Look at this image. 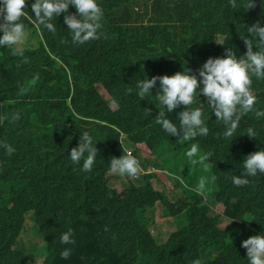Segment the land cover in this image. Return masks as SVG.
Returning a JSON list of instances; mask_svg holds the SVG:
<instances>
[{"label": "trees", "instance_id": "16d2710c", "mask_svg": "<svg viewBox=\"0 0 264 264\" xmlns=\"http://www.w3.org/2000/svg\"><path fill=\"white\" fill-rule=\"evenodd\" d=\"M30 2L25 0L27 15L20 17L27 39L17 45L27 59L0 46V141L15 149L7 154L0 147V264H36L17 247L30 210L45 245L40 264H246L241 241L264 229V174L248 177L240 187L230 177L243 172L244 156L264 147V118L244 114L234 137L225 139L203 95L188 106L200 107L207 117V136L194 139L202 153H211L217 189L210 198L215 209L222 206L220 215L210 216L213 208L200 196L170 202L150 185L154 172L131 178L138 185L129 180L115 189L106 172L110 150L121 148V133L152 155L179 141L154 122L160 107L155 87L139 100L126 89L184 66L195 73L207 57L223 56L226 47L242 55L244 30L257 21L264 25V0H252L247 9L248 0H237L236 9L228 0H98L104 12L99 35L84 44L71 41L63 14L52 21L55 32L34 26ZM96 83L109 100L97 93ZM250 90L255 107L264 109V79L252 77ZM183 107L166 113L170 122H178L176 112ZM250 126L256 138L245 134ZM83 131L97 148L88 172L67 156ZM133 156L141 167L147 162ZM188 174L191 181L196 176ZM157 204L178 223L165 240L158 229L150 232L154 222L145 225L138 215ZM69 228L73 243L61 244L59 235ZM64 248L71 249L67 259L59 255Z\"/></svg>", "mask_w": 264, "mask_h": 264}, {"label": "clouds", "instance_id": "9594fccd", "mask_svg": "<svg viewBox=\"0 0 264 264\" xmlns=\"http://www.w3.org/2000/svg\"><path fill=\"white\" fill-rule=\"evenodd\" d=\"M251 2L252 0H248L246 9ZM260 2L262 4V0ZM228 5L236 9L237 0H228ZM69 6L75 10L74 13L67 11ZM24 8L25 0H0V46L9 47L12 55L26 60L24 49L17 47V45L24 44L27 39L25 25L20 22V17L27 15ZM30 9L32 17L29 19L32 24L36 27L43 26L49 32L56 30L53 19L63 14V23L70 32L71 41L75 44H84L89 40L97 39L98 29L101 27L104 15L98 0H31ZM244 31L247 35L240 37L243 40L245 51L240 56H237L231 47H226L223 56L207 57L195 73L184 66L172 75H153L151 78L138 79L134 87L126 89L127 93L134 94L139 100L147 97L150 89L156 88V94L152 96L160 107L155 106L158 109L157 115L153 117L155 124L159 125L168 136L178 135V140L183 141L194 140L183 154L185 163L189 167L202 165L205 170L208 167L211 170L209 166L211 153H201L199 144L194 139L198 136H207L209 131L205 123L207 117L202 116L201 108L188 107L193 103L194 97L198 99V95H203L211 114L223 126L220 135L225 139L234 137L244 114L251 112L257 119L264 118V109L255 107L257 97L250 90L252 77L257 80L264 79V25L257 21ZM97 85H100L102 89L103 85L95 84V89L99 94ZM104 92L106 93L105 90ZM111 102L117 103L115 99ZM180 105L184 107L176 112L178 122H170L166 113H172ZM144 111L148 115L150 110L144 108ZM11 119H17V115L13 114ZM245 134L249 138L257 136L251 126L245 129ZM118 142L121 148L119 150L115 148L109 152L111 159L108 172H106L109 178L108 183L111 180L110 177L129 182L123 176L135 179L140 171L142 177L145 173L148 174L133 155L139 158L144 156L143 160L152 154L145 155L136 144L129 141L124 133L120 134ZM95 143L88 131L80 132L76 146L67 154L73 164L80 165L82 172L92 170L97 152ZM0 147L7 154L15 151L11 144L4 141H0ZM143 161L150 163L152 160ZM242 168L243 172L240 175L230 177L231 183L238 187L247 185L248 177H255L258 173L264 174V147L257 148L256 151L244 156ZM131 182L138 185L135 181ZM208 182V178L203 175L199 178L195 188L197 194L205 193ZM71 232L69 228L59 235L61 244L73 243ZM241 247L246 250V264H264V229L260 234L250 235L243 239ZM70 252L71 249L64 248L59 255L67 259ZM193 264H199V261H194Z\"/></svg>", "mask_w": 264, "mask_h": 264}, {"label": "rangeland", "instance_id": "374dc122", "mask_svg": "<svg viewBox=\"0 0 264 264\" xmlns=\"http://www.w3.org/2000/svg\"><path fill=\"white\" fill-rule=\"evenodd\" d=\"M30 43H35L33 39L30 38ZM97 89L99 94L108 100L107 94L104 92V90L101 88L100 85H97ZM194 142L193 139H190L189 141H183L179 140L177 142V145L170 146L166 144L162 150L155 151L154 155L148 156L149 158L143 159V160H152L147 161L144 163L143 168L147 173L154 172L156 177L150 182H152V185L156 190L162 192L166 197H168L169 201L174 203L181 197H191V196H200L204 198L207 202V204L213 208L210 216L213 215H220L222 212V206L218 205L215 209V205L212 202V199L210 198V192L216 190V184L215 179L212 175V171L209 169L205 170L202 165H198L195 167H189L185 163V157L184 152L187 150L188 147H190L191 143ZM200 148V147H199ZM165 150V151H164ZM161 151H164V153H161ZM201 151V150H200ZM202 153V152H201ZM145 155H148L149 153H144ZM144 156H141L140 161H143L142 158ZM165 161L170 162V170L167 166H165ZM185 171H184V166ZM210 166V165H209ZM172 171V172H171ZM188 172H194L196 176L191 181L188 179ZM141 173V171H140ZM146 174V173H145ZM205 176L208 178L209 182L206 184V191L203 195L197 194L195 188L199 181V178L201 176ZM126 180H131V177L123 176ZM111 180L109 182V185L112 189H115L117 187L122 186V182L124 180H120L114 177H110ZM146 179H148L146 175ZM145 179V180H146ZM144 180V181H145ZM137 183V182H136ZM142 186L144 183L141 184ZM9 204V200H7L6 205ZM31 214H33V211L30 210L26 212V220L24 224L23 231L19 237L18 240V248L21 249V251L24 253V255H31L34 257V260H36V264H40L43 257L46 254L45 251V245L42 240V236L38 232L37 224L34 223L33 219L31 218ZM138 215L142 223L145 225H150V223H153L150 226L155 225L154 227L150 228V232L155 233L156 229L160 231V236L162 240H165L167 237V233L170 231V226H177V221L170 215L164 214V209L160 204H157L155 209H148V210H139ZM226 225V222L222 220L221 224H218L219 227L223 228ZM153 230V231H152ZM155 231V232H154ZM205 259L210 258L208 255H202Z\"/></svg>", "mask_w": 264, "mask_h": 264}]
</instances>
